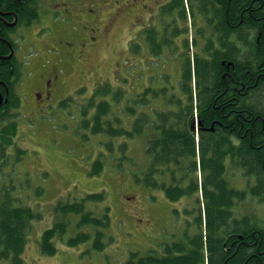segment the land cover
I'll use <instances>...</instances> for the list:
<instances>
[{
	"label": "trees",
	"instance_id": "obj_1",
	"mask_svg": "<svg viewBox=\"0 0 264 264\" xmlns=\"http://www.w3.org/2000/svg\"><path fill=\"white\" fill-rule=\"evenodd\" d=\"M227 2L220 1L223 8L228 7ZM28 3L0 0L24 25L35 15ZM229 7L231 33L219 34L224 46L216 64L197 61L195 68L199 95L205 97L197 116L205 128L218 122L214 132L199 130L195 141L187 70L178 94L168 88L147 89L140 97L127 99L130 106L127 102L123 106L127 115L134 114L136 105L151 106V113L140 114L130 129L119 120L106 118L110 105L104 100L95 106L93 97L82 108L85 116L95 106L93 115L80 122L93 134L145 140V161L140 165L126 142L115 145L109 140L104 144L106 152L93 163L91 175H98L107 159H115L118 169L130 172L136 184L161 191L169 201L192 200L195 204V209L185 210L193 220L187 221L179 240L166 245L161 255L130 252L123 264H264V101L259 109L255 106L264 99V0H230ZM7 29L0 24V37H5ZM162 40L163 35L156 33L155 42ZM230 42L231 59L226 51ZM5 51L0 42V55ZM7 62L0 61V81L11 87L9 106L16 108L18 99L13 96ZM14 70L15 78L19 71ZM0 92L4 94L2 84ZM109 92L105 86L96 91L102 96ZM122 95L118 90L113 99L118 102ZM15 129L11 125L0 132V164ZM0 188V261L23 264L31 222L38 221L41 214L18 204L13 186ZM103 198V193H91L81 199L57 201L54 222L40 237L41 253L54 255L57 242L69 247L89 244V250L104 251L114 241L108 234L109 209L96 213L86 207Z\"/></svg>",
	"mask_w": 264,
	"mask_h": 264
},
{
	"label": "rangeland",
	"instance_id": "obj_2",
	"mask_svg": "<svg viewBox=\"0 0 264 264\" xmlns=\"http://www.w3.org/2000/svg\"><path fill=\"white\" fill-rule=\"evenodd\" d=\"M100 1L102 6L111 3L110 8L118 5L117 0ZM101 12H104L102 7L93 3L87 16ZM116 12V8L106 12L103 22L98 24L99 27L102 28ZM140 13L138 6L130 12H123L105 36L100 35L97 28L94 42L96 46L92 48L86 62L82 63L78 56L75 57L77 62L72 63L75 70L71 74H67L71 68L68 62L59 64V72L66 75L65 92L85 82L82 86L86 88V94L81 97L72 92L64 102L65 107H55L49 103L41 112H37L42 103L35 102L36 89L42 88L46 66L50 63L58 64L53 57H58V53L53 49L47 50L48 58L44 61L34 40L46 38L45 31H37L39 37L35 33L31 34V28H19L16 35L19 39L17 57L24 64L22 79L16 87V93L21 100L18 111L20 116L17 119L15 144L9 148V156L4 161L6 167L2 178L0 176V184L13 186L17 203L41 214L38 221L31 222L27 244L21 256L23 264H122L130 252L159 250L160 244L178 237L186 226L188 215L185 209L188 201H185V204L182 200L169 201L161 191L149 190L136 184L130 172L117 171L112 165H106L99 175L91 176V164L97 154L104 151V144L109 138L104 135H92L89 130L79 128L77 122L80 100L88 98L87 95L98 84L109 82L111 87L121 88L125 97L130 98L132 93L140 92L143 76L147 72L149 77L152 76V71H148L147 65L134 63L131 55H125V41L131 37L135 28L134 18ZM41 18L44 25H49L52 29L54 23L47 16ZM51 34L49 29L47 38ZM164 63L167 64L168 61ZM154 66L156 67V64ZM162 70L168 71L166 67L163 69L159 66L158 71ZM173 81L174 78L171 77L170 83L173 84ZM159 85L161 82H156L155 79L153 86ZM263 101V98L260 99L255 104L256 108L259 109L258 105ZM111 110L116 112L117 107L111 106ZM118 116L124 127H130L132 117L121 113H118ZM14 120L16 117L12 118L11 122ZM113 140L117 143L122 139L115 137ZM144 141L143 138L135 139L131 141L130 146L131 153L140 163L145 161L142 155ZM14 148L23 151L19 161L15 160ZM91 193L104 195L102 201L88 202L86 207L96 213H102L105 208L109 209L108 234L113 238V243L104 251L96 252L89 250V244L69 247L64 242H57V252L54 255L41 253L40 237L54 222L55 203L58 200L81 199ZM0 264L9 263L0 261Z\"/></svg>",
	"mask_w": 264,
	"mask_h": 264
},
{
	"label": "flooded vegetation",
	"instance_id": "obj_3",
	"mask_svg": "<svg viewBox=\"0 0 264 264\" xmlns=\"http://www.w3.org/2000/svg\"><path fill=\"white\" fill-rule=\"evenodd\" d=\"M41 3V0H29L28 8L32 9L33 4ZM53 1V2H52ZM69 4H73L74 0H68ZM220 1L223 0H154L150 5L147 3H144L142 0H132V8L134 9L135 6H138L140 10H147L150 14H153L155 16V21L159 20L160 23H162V18L164 19V28L166 32L168 33V42L169 46L167 47L169 50L172 48V43L176 47H180L183 44V37H184V30L186 29V26L184 27V18L186 15L191 16L192 13L196 14L197 18V24L201 23L200 26H197L196 29H200L202 32H210L213 35L216 36L218 39V35L220 33V15L224 16V25L222 26L225 30H231V8L230 6V0H227L228 7L223 8V5H221ZM48 4L52 6V17H57L60 19V16L63 15L64 10L67 6V4L64 2V0H48ZM59 9H57V8ZM68 7V6H67ZM62 9V10H61ZM35 12V11H34ZM71 13L64 14V18L68 19ZM193 15V14H192ZM35 16V15H34ZM42 17V16H41ZM34 17H31L29 19V24L33 20ZM18 15H16L13 11H6L4 6L0 4V24L3 27L8 28L5 31V37H0V42L4 45L6 48L5 54L0 55V58H4V60L0 61H8V70L9 75H11V79L14 78L15 70L12 66L16 65V62L14 61L13 57L16 55V48L9 42L8 38H11L13 34L16 33L15 25H19L18 22ZM41 24V21H39ZM205 24V26H203ZM172 31H178L179 35L175 37L174 39L170 36ZM212 47L218 48V40H212ZM67 47L69 44H67ZM229 58L231 59V49L228 50ZM217 61V59L214 60ZM197 61L194 62L196 65ZM198 64H203L201 61L198 62ZM213 64V63H212ZM216 64V63H215ZM228 65H231V60L228 61ZM223 78H225L223 76ZM0 84L3 85V91L4 94L0 92V115L5 112L6 104L9 102V95L5 93V87L4 85H8L4 81H0Z\"/></svg>",
	"mask_w": 264,
	"mask_h": 264
}]
</instances>
